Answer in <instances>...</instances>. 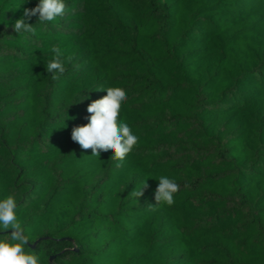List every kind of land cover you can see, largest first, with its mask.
<instances>
[{
    "label": "trees",
    "instance_id": "16d2710c",
    "mask_svg": "<svg viewBox=\"0 0 264 264\" xmlns=\"http://www.w3.org/2000/svg\"><path fill=\"white\" fill-rule=\"evenodd\" d=\"M38 2L0 0V200H16L26 251L264 264V0H65L62 17L15 33ZM106 87L126 92L119 121L139 138L120 168L71 139ZM160 176L180 185L171 206L156 205Z\"/></svg>",
    "mask_w": 264,
    "mask_h": 264
},
{
    "label": "clouds",
    "instance_id": "9594fccd",
    "mask_svg": "<svg viewBox=\"0 0 264 264\" xmlns=\"http://www.w3.org/2000/svg\"><path fill=\"white\" fill-rule=\"evenodd\" d=\"M67 5L65 0H39L33 8H25L23 17L13 24L17 34L35 33L33 24L26 22L37 17L38 23H46L62 17ZM55 54L46 67L52 73V79H59L66 71L62 60V53L58 47L52 49ZM69 60L72 58L69 57ZM105 91L102 98L93 100L87 106L88 123L74 126L71 139L78 143L83 150H91L92 156L99 157L101 152H112L110 159L117 161L115 167L120 168L123 161L138 143V136L132 133L127 123L119 121L122 103L127 99L126 92L119 87H106L98 89ZM147 187L146 181L139 189H134L130 196L138 199L144 195L143 189ZM188 187V185H185ZM180 190V185L166 176L158 178V186L154 192L156 205L175 203L174 194ZM149 207H153L149 205ZM17 202L12 195L0 200V264H40L39 256L33 251H26L28 240L24 230L18 222L16 214ZM11 229L8 233L7 230Z\"/></svg>",
    "mask_w": 264,
    "mask_h": 264
}]
</instances>
